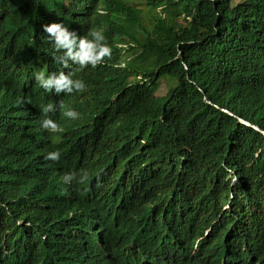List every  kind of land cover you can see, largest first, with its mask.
Here are the masks:
<instances>
[{
    "label": "trees",
    "instance_id": "trees-1",
    "mask_svg": "<svg viewBox=\"0 0 264 264\" xmlns=\"http://www.w3.org/2000/svg\"><path fill=\"white\" fill-rule=\"evenodd\" d=\"M56 21L111 55L65 67ZM0 264H264V0H0Z\"/></svg>",
    "mask_w": 264,
    "mask_h": 264
},
{
    "label": "clouds",
    "instance_id": "clouds-1",
    "mask_svg": "<svg viewBox=\"0 0 264 264\" xmlns=\"http://www.w3.org/2000/svg\"><path fill=\"white\" fill-rule=\"evenodd\" d=\"M47 33L48 38L54 43L56 51H62V55L57 59L68 67L71 63L76 65L77 71L86 66L95 67L103 61V58L111 55V48L106 43V37L102 29L90 28L86 34L80 35L75 30L71 29L62 21H56L45 24L43 28ZM34 77L38 85L45 91H55L60 94H71L73 92H83L86 89L85 82L80 78H74V72H48L46 70L36 71ZM65 117L73 120L77 119L79 113L73 108H65L60 105ZM55 106L52 103H47L41 106L43 118L40 121V127L49 132L57 131L59 125L57 121L48 116L49 112L55 111ZM61 152L59 150L49 151L45 155V159L59 160ZM87 178L84 173L77 177L75 173H65L62 180L64 184H69L74 180L82 183Z\"/></svg>",
    "mask_w": 264,
    "mask_h": 264
},
{
    "label": "rangeland",
    "instance_id": "rangeland-1",
    "mask_svg": "<svg viewBox=\"0 0 264 264\" xmlns=\"http://www.w3.org/2000/svg\"><path fill=\"white\" fill-rule=\"evenodd\" d=\"M132 25H133V21H126L124 23L125 32H128L129 30H131ZM166 91H167V85H166L165 81H163L160 88L157 91V94L162 95V94H165Z\"/></svg>",
    "mask_w": 264,
    "mask_h": 264
}]
</instances>
